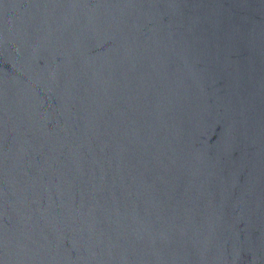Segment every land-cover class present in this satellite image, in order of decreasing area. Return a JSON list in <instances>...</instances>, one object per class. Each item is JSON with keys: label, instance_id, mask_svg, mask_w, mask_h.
<instances>
[{"label": "water", "instance_id": "water-1", "mask_svg": "<svg viewBox=\"0 0 264 264\" xmlns=\"http://www.w3.org/2000/svg\"><path fill=\"white\" fill-rule=\"evenodd\" d=\"M0 264H264V0H0Z\"/></svg>", "mask_w": 264, "mask_h": 264}]
</instances>
